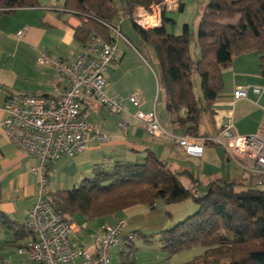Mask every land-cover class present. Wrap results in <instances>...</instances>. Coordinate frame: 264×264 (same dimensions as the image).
<instances>
[{"label": "crops", "instance_id": "0c3cea01", "mask_svg": "<svg viewBox=\"0 0 264 264\" xmlns=\"http://www.w3.org/2000/svg\"><path fill=\"white\" fill-rule=\"evenodd\" d=\"M35 2L34 7L15 9L9 15L0 14V121L4 118L2 108L6 96L10 93L58 96L66 90L65 79L59 77L52 68L37 65L36 60L41 52L71 61L82 50L83 45L74 38L75 29L80 26V22L75 15L64 9V0ZM180 3L183 4L184 11L183 0ZM137 11L142 12L144 9L137 8ZM173 13L176 12L166 15L170 18ZM20 31L23 34L19 37L17 34ZM126 49L125 46L122 50L119 49L117 59L105 74V94L108 98L122 102L123 113L120 116L113 115L93 100L84 103L83 114L100 127L101 133L108 140L104 143L92 140L86 151L73 158L62 157L53 162L45 187L46 198L51 199L58 191L77 187L82 179L91 177L96 169L110 170L116 162H139L145 158V150L165 161L175 152L177 155L178 152L181 153L189 161H197L201 177L204 175L208 183L213 181L214 176V180L241 182L245 174L229 160L222 148L207 144L201 158H187L169 138H151L135 122L133 114L136 109L128 102V98L133 95L138 98L140 111L147 113L155 110L168 134L177 137L185 135L168 122L165 97L150 65L151 50H144V65L139 64L135 70L123 63L129 52ZM141 76H144V89L139 86ZM222 77L223 90L212 105L211 112L203 109L206 111V121L198 124L197 137L212 138L229 118L233 120L237 135L255 134L260 127H264V78L260 75L257 53L250 52L235 57L231 66L222 71ZM255 77H258L256 82L252 80ZM133 85L137 88L133 89ZM253 88H259V94H255ZM239 89L247 90V96L234 101L233 94ZM120 120L129 124L127 130L119 127ZM36 161L34 156L21 153L0 129V214L11 224L10 228L0 220V264H34L19 256L17 249L30 239L22 232L21 225L35 202L37 179L30 170ZM190 181L191 185L187 189L197 186L202 188L198 179L190 177ZM262 187L264 189V184ZM154 210L160 211L153 212L143 205L133 206L109 217L89 220L87 228L80 231L74 228L81 221H77L75 216H67L73 220L70 239L94 255L96 242L91 237L92 233L102 225H112L121 220L124 223V235L136 233L139 237L129 243L132 248L123 246L114 249L112 264H121L125 260H133L136 264L134 252L137 249L144 250V239L151 241L152 234H158L183 221L196 212L197 206L190 200L172 205L157 201ZM163 213H166L165 217ZM83 220L85 221V217ZM202 253L203 249L200 255ZM171 258L166 256L163 263L170 264ZM80 263V260L76 261V264Z\"/></svg>", "mask_w": 264, "mask_h": 264}, {"label": "trees", "instance_id": "16d2710c", "mask_svg": "<svg viewBox=\"0 0 264 264\" xmlns=\"http://www.w3.org/2000/svg\"><path fill=\"white\" fill-rule=\"evenodd\" d=\"M161 1L64 0V9L78 18L80 26L74 38L84 45L92 34L107 40L106 25L129 20L137 8L149 11ZM34 6L35 0H0V14ZM176 12H183L180 2ZM172 24L163 12L159 28L144 31L133 23L132 27L151 49L150 65L165 97L169 124L197 137L200 113L203 109L211 112L223 90L222 71L235 57L256 52L264 78V0H207L197 23L199 56L195 60L190 52L189 27L183 25L181 33L174 35L167 29ZM144 152L145 158L139 162H116L110 170H94L77 187L56 192L49 204L70 224L75 215L93 220L138 205L154 210L157 201L172 205L190 200L197 206L196 212L156 234L163 251L173 256L196 247L203 249L202 255L183 264H264V189L255 186L254 176L244 173L239 183L213 180L202 188L197 186L200 196L194 198L167 161ZM62 207L65 213L60 211ZM0 220L11 228L1 214ZM125 247L132 248L130 244ZM121 264L135 263L125 260Z\"/></svg>", "mask_w": 264, "mask_h": 264}, {"label": "built area", "instance_id": "2783aa9c", "mask_svg": "<svg viewBox=\"0 0 264 264\" xmlns=\"http://www.w3.org/2000/svg\"><path fill=\"white\" fill-rule=\"evenodd\" d=\"M180 0H162L149 11L135 13L129 19L144 31L162 25V13L176 12ZM122 20L106 25L107 40L92 34L82 46L81 52L71 61L55 58L41 52L36 60L39 66H48L67 81V88L58 96H33L10 93L6 96L0 121V129L6 139L21 153L34 156L36 164L31 174L36 177L35 202L29 210L21 230L29 236L28 242L17 249V254L34 264H112V251L123 247L137 238L136 233L124 235L123 221L102 225L92 233L96 242L95 254H89L83 247L70 239L72 224L67 223L51 207L46 198L49 168L62 157L73 158L88 149L92 140L104 143L108 140L100 127L90 121L82 112L87 100H93L113 115L123 113L120 100L108 98L105 94V74L118 56V43L128 44L121 33ZM23 31L18 32L22 36ZM259 94V88H253ZM247 90L239 89L233 94L234 101L245 99ZM128 102L136 109L133 114L146 134L151 138L167 137L187 158H201L204 147L211 143L223 149L243 173L254 176V184H264V127L253 135L239 136L235 133L233 120L226 119L219 132L212 138H198L191 135L177 137L168 134L155 110L144 113L139 110L138 98L133 95ZM119 127L127 130L129 124L119 121ZM192 197L200 194L196 187L190 189ZM88 219L75 226L76 231L87 228Z\"/></svg>", "mask_w": 264, "mask_h": 264}, {"label": "rangeland", "instance_id": "374dc122", "mask_svg": "<svg viewBox=\"0 0 264 264\" xmlns=\"http://www.w3.org/2000/svg\"><path fill=\"white\" fill-rule=\"evenodd\" d=\"M206 2L207 0H183V3L185 5L184 11L182 13L176 12L171 14L169 19H172L174 21V24L167 26L168 32L175 35H179L181 33V29L183 25H187L189 27L190 52L194 60L197 59L199 56L197 42H196L197 23L199 21V15L201 9L206 5ZM236 21L237 19L232 21V23H235ZM121 33L124 36V38L128 41V44L120 41L121 43L120 44L118 43V49L122 50L123 47L125 46V48H127L126 50H129V52H127L125 55L123 63L136 70L139 64L144 65V50H148V49L151 50V49L150 47L144 45V42L140 39L139 35L133 29L132 22L130 20H122ZM250 75H252V73ZM252 80L256 82L258 80V77H255ZM195 81L196 84L199 85L197 77ZM140 84H141L139 85L140 88L144 89V76H141ZM136 88H137L136 85H133V89ZM159 115L161 120H163V116L160 112ZM205 116H206V111L202 110L199 116V123L204 124V122L206 121ZM167 162L170 164L171 170L176 171L179 174L178 179L184 187L186 188L190 187L191 185L190 177L198 179L200 181L199 183L201 187H204L208 183L204 175H202L201 177V173L199 171V163L197 161L195 160L189 161L185 159V157L181 155V153L178 152L177 155V153L175 152L171 154ZM207 164H209V162H207ZM215 177L216 176L212 177V179L213 180L216 179ZM258 188L261 190L263 189V187H258ZM157 211L160 210H153V212H157ZM163 215L165 217L166 213H163ZM75 217L77 218V221H81V223L85 222L83 220V217H81V215H75ZM150 237L152 239L150 244L144 242V250H139V251L138 249L135 250L134 253L136 254V259H137L136 264L163 263V259L166 256H169L165 251L161 249V246H159V243L157 242L158 237L156 236V234H152ZM201 252H202V248L200 247H196L188 251H182L176 255L169 256L172 257L169 263L182 264L189 262L195 259L194 257L200 255Z\"/></svg>", "mask_w": 264, "mask_h": 264}, {"label": "water", "instance_id": "95a60500", "mask_svg": "<svg viewBox=\"0 0 264 264\" xmlns=\"http://www.w3.org/2000/svg\"><path fill=\"white\" fill-rule=\"evenodd\" d=\"M60 211H61L62 213H65V212H66V208H65V207H62V208L60 209Z\"/></svg>", "mask_w": 264, "mask_h": 264}]
</instances>
